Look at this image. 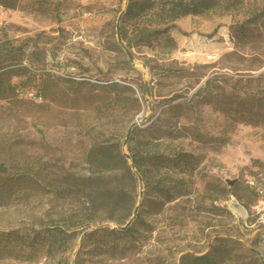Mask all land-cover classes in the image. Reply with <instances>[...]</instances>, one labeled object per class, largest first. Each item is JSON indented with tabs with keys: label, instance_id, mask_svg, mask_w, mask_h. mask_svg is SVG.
Segmentation results:
<instances>
[{
	"label": "rangeland",
	"instance_id": "rangeland-1",
	"mask_svg": "<svg viewBox=\"0 0 264 264\" xmlns=\"http://www.w3.org/2000/svg\"><path fill=\"white\" fill-rule=\"evenodd\" d=\"M127 4L19 0L15 9L0 7L2 51L21 46L23 65L50 71L25 86L24 77L12 78L15 91L0 99V163L36 174L49 186L0 207V231L56 223L82 232L115 223L88 224L90 216H113L125 224L137 204L134 220L140 221H132L136 231L130 238L117 239L115 256L95 249L91 240L81 249L78 237L54 257L38 252L26 260L14 248L0 264H70L75 250L78 264H179L182 255L211 253L215 246L223 248L214 255L220 264H264V18L261 25L252 23L264 0H221L205 13L178 18L152 48L130 50L140 63L135 66L116 37ZM124 13L119 33L125 27L128 38L159 19L157 13L128 21ZM246 22L254 31L243 37L232 27ZM166 36L174 46H164ZM106 80L133 93L104 89ZM140 82L146 84L143 94L136 87ZM43 83L45 93L36 99L34 89ZM134 121L137 138L150 122L161 131L153 148L192 157L190 171L174 169L167 180H180L185 192L160 204L143 184L139 201L137 183L126 187L122 202L101 195L96 210H89L79 179L89 173V147L110 137L122 149Z\"/></svg>",
	"mask_w": 264,
	"mask_h": 264
},
{
	"label": "trees",
	"instance_id": "trees-1",
	"mask_svg": "<svg viewBox=\"0 0 264 264\" xmlns=\"http://www.w3.org/2000/svg\"><path fill=\"white\" fill-rule=\"evenodd\" d=\"M18 2L19 0H0V7L15 9L18 6ZM220 3L221 0H168L160 4L155 0H129L124 13L126 20H142L149 16H155L157 13H159V19L154 26L145 30H139L133 37H127L125 27L122 28L120 34L130 50L138 47L152 48L153 43L166 34L172 28L173 22L178 18L205 13L216 8ZM261 17L264 18V11L255 15L252 18V23L254 25H261ZM250 27L252 26L246 22L232 28H235L240 36L245 37L249 31H254ZM212 35L213 32L208 34L209 37ZM234 35L236 36L235 33ZM164 43L165 47L168 44L171 47L175 45L171 36H166ZM22 53L23 47L21 46L8 50L5 53L0 46V99L10 97L11 93L15 91L16 86L11 83L12 78L24 77L22 85L25 86L26 82L28 85L36 76L49 75L50 73L46 69H41L38 72L31 68V66L23 65V58L20 57ZM150 68L152 67L150 66ZM70 79L72 80V78ZM81 83L85 84L84 80ZM102 87L107 90L117 89V92L119 88L127 89L133 93V89L130 86L121 85L112 80H106V83ZM136 87L142 94L146 91L143 82L138 83ZM199 91L200 89L197 90V92ZM44 93L43 83L34 89L33 95L42 98ZM175 97L178 96L170 98V101L174 100L173 98ZM119 101L126 103L124 99L123 101L121 99ZM131 101L135 109L139 111L140 105L138 99L132 96ZM152 125L153 122H150L148 126L139 131L144 134V137L137 138L138 135L134 132L135 129L132 131L129 137L127 153L135 169L140 174L144 187L153 189V192L156 193L160 200V204H162L163 202L174 200L178 194L185 192V187L180 180H177V184L167 182L169 172L178 169L180 172L185 173L193 168V163L195 162L187 152L175 151L164 153L157 148H153L156 145L154 140L159 139L158 135H161V131L152 130ZM86 163L89 165V173L87 176L79 179H81L83 189L85 190L89 210H96L101 195L107 197L109 202L115 203V200L118 199H121L122 202L126 197V187L136 188L138 180L130 167V163L122 152L121 142L118 139L107 137L92 144L86 153ZM48 188L49 186L43 183L36 174L16 169L10 170L5 164L0 163V207L12 203L19 196L26 193L47 191ZM137 219L138 217L134 221L140 222ZM105 220L113 221L118 225H124L122 219H117L113 216H90L88 224ZM74 227L76 226H62L55 223L38 229L23 226L21 228L0 231V257L5 253L12 252L14 248H17V253L18 249L22 251L21 255L26 260L31 259L32 255H36L38 252H43L49 257L62 254L83 232L77 231V228ZM135 231L136 229L132 223L124 230L107 228L106 226L95 228L83 237L81 249L84 248L87 241L91 240L95 249L110 256H115L116 250L118 251L117 239L123 237L130 238ZM126 241L129 242L127 239ZM123 248L126 251L129 249L128 246ZM122 251L124 252V250ZM212 252L213 255L211 254ZM120 253L123 254L121 249ZM211 253L207 252L199 256L182 255L179 264H220V261L214 255L223 253L222 246L213 247ZM74 264H78V261L76 260Z\"/></svg>",
	"mask_w": 264,
	"mask_h": 264
},
{
	"label": "water",
	"instance_id": "water-1",
	"mask_svg": "<svg viewBox=\"0 0 264 264\" xmlns=\"http://www.w3.org/2000/svg\"><path fill=\"white\" fill-rule=\"evenodd\" d=\"M125 1V4H127V0H124ZM124 13V10H122L118 16V19H117V23H116V37H117V43L118 45L122 48V50L124 51L128 61L131 63V65L135 66V65H138L140 64L138 62V60L133 56L132 52L130 51V49L127 47V45L123 42L121 36H120V33H119V21H120V18L122 16V14ZM141 67L142 68H145V66L143 64H141ZM146 86V84H145ZM137 124L136 121L132 122L130 124V126L128 127L127 129V132H126V135H125V138L122 142V152L124 153L125 155V158L128 160V162L130 163V167L133 171V173L135 174L137 180H138V187H139V193H138V199L140 201V199L143 197V181H142V178L140 176V174L137 172V170L135 169L134 165L132 164L131 162V159H130V156L129 154L127 153L126 151V144L129 140V137H130V133H131V130L132 128ZM138 208H139V205L137 204L134 209H133V212H132V216L127 220V222L124 224V225H118V224H115V223H108V224H103V225H100V226H96L94 228H91L89 230H85L81 233V235L79 236L78 238V246L81 244L82 242V239L83 237L92 229H95V228H100V227H105V226H109L111 228H114V229H117V230H124L126 229L131 223L132 221L135 219L137 213H138ZM76 252L77 250L74 251L73 253V258L71 259V262L70 264H74V257L76 255Z\"/></svg>",
	"mask_w": 264,
	"mask_h": 264
},
{
	"label": "built area",
	"instance_id": "built-area-1",
	"mask_svg": "<svg viewBox=\"0 0 264 264\" xmlns=\"http://www.w3.org/2000/svg\"><path fill=\"white\" fill-rule=\"evenodd\" d=\"M35 98H36V99H41V97H40V96H37V95H35Z\"/></svg>",
	"mask_w": 264,
	"mask_h": 264
}]
</instances>
